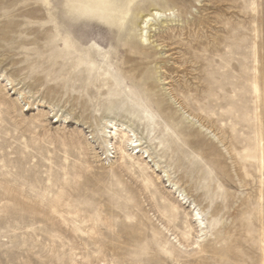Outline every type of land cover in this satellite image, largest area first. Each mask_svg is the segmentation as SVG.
<instances>
[{
    "label": "rangeland",
    "instance_id": "1",
    "mask_svg": "<svg viewBox=\"0 0 264 264\" xmlns=\"http://www.w3.org/2000/svg\"><path fill=\"white\" fill-rule=\"evenodd\" d=\"M66 4L0 0V264H264V0Z\"/></svg>",
    "mask_w": 264,
    "mask_h": 264
},
{
    "label": "bare ground",
    "instance_id": "2",
    "mask_svg": "<svg viewBox=\"0 0 264 264\" xmlns=\"http://www.w3.org/2000/svg\"><path fill=\"white\" fill-rule=\"evenodd\" d=\"M136 0H67V13L72 15L73 18H84L87 20L95 19L101 23L114 26L118 30L124 28L125 23L130 15L131 7ZM152 15L156 18H162L164 15L160 12H153ZM60 16L57 14L56 17ZM152 18L145 17L140 22V40L142 43L149 42V28L152 27ZM95 47H91L95 53H99L100 50ZM10 84V80H7ZM115 123V122H114ZM113 120H104V124L101 125L98 134L101 140L105 144L106 152L115 150L123 159V156L132 158L133 155H138L141 159H151L148 153L147 147L144 146L142 136H140L134 126L132 125H116ZM93 137H91L92 139ZM147 162V161H146ZM141 165L146 167V163ZM154 167L157 168V163H154ZM166 173V172H165ZM173 187L176 183H172ZM192 218L196 221V226L200 232L203 231V220L198 210H193Z\"/></svg>",
    "mask_w": 264,
    "mask_h": 264
}]
</instances>
